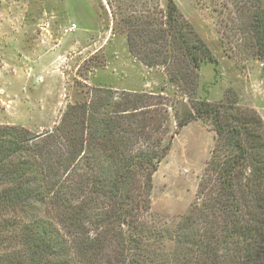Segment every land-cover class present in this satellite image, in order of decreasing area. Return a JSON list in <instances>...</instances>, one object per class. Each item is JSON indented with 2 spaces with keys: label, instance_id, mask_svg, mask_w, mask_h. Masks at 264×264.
I'll return each mask as SVG.
<instances>
[{
  "label": "trees",
  "instance_id": "1",
  "mask_svg": "<svg viewBox=\"0 0 264 264\" xmlns=\"http://www.w3.org/2000/svg\"><path fill=\"white\" fill-rule=\"evenodd\" d=\"M124 23L131 54L181 94L96 86L51 130L0 124V264H264L263 118L233 89L207 97L200 71L218 60L175 0L165 19ZM253 33L264 52L263 0ZM198 118L215 145L191 207L164 228L151 218L154 174Z\"/></svg>",
  "mask_w": 264,
  "mask_h": 264
},
{
  "label": "rangeland",
  "instance_id": "2",
  "mask_svg": "<svg viewBox=\"0 0 264 264\" xmlns=\"http://www.w3.org/2000/svg\"><path fill=\"white\" fill-rule=\"evenodd\" d=\"M180 16L218 64L200 71L207 97L238 103L264 120V52L253 33V0H175ZM168 0H0V124L37 135L96 86L160 91L174 100L166 69L134 57L124 19H165ZM264 5V0H263ZM76 23L73 31L65 28ZM168 100V99H167ZM172 113V112H171ZM173 125L175 119L172 114ZM216 132L202 118L183 127L154 174L151 218L173 229L196 198Z\"/></svg>",
  "mask_w": 264,
  "mask_h": 264
},
{
  "label": "built area",
  "instance_id": "3",
  "mask_svg": "<svg viewBox=\"0 0 264 264\" xmlns=\"http://www.w3.org/2000/svg\"><path fill=\"white\" fill-rule=\"evenodd\" d=\"M76 27H77V26H76V23H72V24H70L69 26H67V27L65 28V31H66V32L73 31Z\"/></svg>",
  "mask_w": 264,
  "mask_h": 264
}]
</instances>
